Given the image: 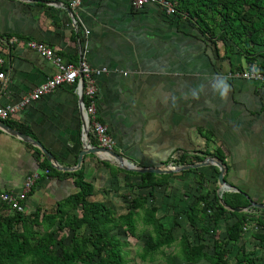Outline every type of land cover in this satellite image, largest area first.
<instances>
[{
    "label": "crops",
    "instance_id": "obj_1",
    "mask_svg": "<svg viewBox=\"0 0 264 264\" xmlns=\"http://www.w3.org/2000/svg\"><path fill=\"white\" fill-rule=\"evenodd\" d=\"M59 3L0 0V36L45 42L73 63L85 53L91 68L106 69L95 79L96 115L115 143L112 152L140 169L166 167L176 153L175 165L182 155L189 156L186 165L197 163L196 156L212 158L224 167L226 183L248 203L264 204L263 86L234 76L249 67L264 71V45L250 46L251 53L234 47L226 55L227 40L217 42L194 21L168 15L157 4L137 10L131 0H83L77 9L66 11ZM3 59L11 70L0 68L6 73L0 80L1 106L17 103L55 72L51 62L21 45ZM225 86L227 95L222 97ZM77 87L54 90L10 121L28 128V137L38 140L61 168L73 169L56 170L37 183L25 202V215L36 210L55 213L58 202L78 191L72 176L80 169L92 186L88 200L106 207L111 199L143 198L147 209H157V218L173 211L171 218L177 214L187 224L184 212L198 196H206L210 204L217 197L220 203L228 191L219 187L214 165L167 178L129 175L108 154H88L77 168L82 141L92 148ZM43 160L37 148L0 130V194L20 191L29 174L41 171ZM247 208L235 212L244 214Z\"/></svg>",
    "mask_w": 264,
    "mask_h": 264
},
{
    "label": "trees",
    "instance_id": "obj_2",
    "mask_svg": "<svg viewBox=\"0 0 264 264\" xmlns=\"http://www.w3.org/2000/svg\"><path fill=\"white\" fill-rule=\"evenodd\" d=\"M167 1L174 6L178 16H185L187 20L194 21L201 33L207 34L208 31L203 19L207 18L212 20V22L215 21L213 26L220 28L217 35L214 36L215 39L225 41L229 38L231 41V44L225 46L226 55H230L234 51V47L239 46L242 38L244 39V44L249 48L246 52L249 53L252 52L250 46L264 45V0ZM195 16L197 18L194 20ZM245 59L246 62H251L250 58L246 57ZM4 124L22 134L31 135L29 129L24 126L7 121ZM36 152L38 153L37 150ZM182 156L176 166L188 163L186 159L189 156ZM203 160L201 157H194L195 162ZM103 165L107 164L103 163ZM39 167L41 170L47 169L49 174L58 173L45 158ZM124 173L139 175L132 171ZM141 176L154 175L141 174ZM169 176L163 175L165 178ZM72 182L73 187L78 189V191L58 202L53 214H46L41 210H36L34 216L29 220V225H24L25 214L23 212L5 214L3 211L6 206L0 203V263L16 264L26 257H35L42 264H125V252L123 249L126 245L119 240L113 239L110 236V231L113 226L125 223L128 225L129 232H133L136 220L141 218L142 215L138 212H133L132 209L140 207V203L144 205L142 218L152 226V235L147 238L140 255L141 258L144 259L151 254L161 252L163 248L174 245L175 239L172 235V230L178 226L176 221L177 214H175L173 219L174 227L165 228L155 216L156 208L154 206L145 209V199L138 197L126 198V202H129L127 201L128 199L130 200L127 214L113 220V212L103 203H95L88 200L92 192V186L84 180V174L81 169L73 174ZM142 185L146 186V183H142ZM34 186L28 196L33 193ZM150 195L152 196V194ZM206 198V196H198L196 201L184 212V215L187 224L192 229H200L203 234L211 232L212 236H214L219 222L225 219L224 215L230 213L227 208L232 211L236 208H247L249 206L248 201L243 198L241 193H224L220 203L217 197H214V203L212 204ZM238 201H240L241 205L238 204ZM78 206L80 207L81 216L67 219L65 214H67L68 208L74 209ZM201 206L205 208L202 209ZM208 209L209 214H206ZM261 212L264 214L263 210ZM231 214V216L236 218V221L226 228V244L213 241L212 253L208 254L204 250L203 245L192 244L189 242L188 237L182 234L176 246L177 256L187 263H197L204 260L208 264H229L226 261L228 249L223 247L229 244H236L241 235L247 231V227H245L247 219L244 214L233 211ZM262 214L255 217L252 216L250 218L251 221L264 226V215ZM56 223L57 226H55ZM20 224H23L21 233L16 231V227ZM197 224H201V226L198 227ZM31 225L41 227L44 232L53 231L44 238L38 239L34 237ZM64 227H69L74 233L68 245H64L61 240L57 241L54 238L55 234L63 230ZM82 227L89 229L88 235L83 236L78 233ZM256 238L260 245L264 243V234H261V236L257 235ZM55 245L59 248L60 255L53 248ZM251 255L252 253L241 251V254L237 256L233 264H254ZM169 263L175 264L172 260Z\"/></svg>",
    "mask_w": 264,
    "mask_h": 264
},
{
    "label": "built area",
    "instance_id": "obj_3",
    "mask_svg": "<svg viewBox=\"0 0 264 264\" xmlns=\"http://www.w3.org/2000/svg\"><path fill=\"white\" fill-rule=\"evenodd\" d=\"M59 2L58 7L69 11L80 7L83 0H59ZM149 4L159 5L168 15H178L174 6L167 0H131L132 7L137 10L143 9ZM86 33L88 34V32ZM19 45L24 46L26 49L35 52L41 58L51 62L55 68V72L47 78L45 82L37 86L30 94L22 97L17 103L4 106L0 105V122H10L11 119L22 110L58 88L78 86V96L79 98L82 97L83 100L81 102L83 121L92 141L91 147L95 146L106 151H113L115 143L109 135L107 126L100 122L96 115L97 87L95 79L102 74H106V69L91 68L86 63L85 53H81L77 63H73L63 55L56 53L45 42L32 39L23 40L15 35L0 36V46L3 48L0 51V68L6 65L8 72L11 70L10 62L5 61L3 58L9 55L11 49ZM234 76L262 85V91L264 92V71L249 67L245 72L236 70ZM5 77L6 73L1 71L0 80H4ZM178 159V153L172 155L170 164L163 168L175 169L177 166L174 163ZM48 174L49 171L47 169L33 172L25 178L20 191H9L0 194V203L6 206L3 212L5 214L23 212L25 202L32 187L41 180L47 179L49 176ZM206 214H209V209L206 210Z\"/></svg>",
    "mask_w": 264,
    "mask_h": 264
},
{
    "label": "rangeland",
    "instance_id": "obj_4",
    "mask_svg": "<svg viewBox=\"0 0 264 264\" xmlns=\"http://www.w3.org/2000/svg\"><path fill=\"white\" fill-rule=\"evenodd\" d=\"M185 13V12H184ZM186 14V13H185ZM197 17H194V20ZM204 24L207 26L208 31L207 35L215 39L214 36L217 35L219 32V27L218 26H213L215 21L212 22V20L209 19H203ZM217 42H220L219 40H216ZM227 43L231 44V41L229 38H227ZM255 46V45H254ZM263 46V45H261ZM237 48L241 49L242 51H247L249 49L245 44H244V39L242 38L239 46ZM251 50V49H250ZM198 163V162H197ZM225 191H228L227 193H233V189L227 188L224 189ZM131 199V198H130ZM54 199H52V206H55L54 204ZM63 201V199L61 200ZM123 199H118L114 200L111 199L107 205V208H109L113 212V220L118 219L122 215L127 214V208L130 204V200ZM51 200L49 203H47L48 206H46V210H50L51 208ZM239 205H241L240 201H238ZM143 207L144 205L140 203V207L133 208V212H138L141 214V218H138L136 220V224L134 227L133 232H129L128 225L125 223H120L118 226H113L110 231V236H112L113 239L119 240L120 242H123L126 246L124 247V260L125 264H170V260H172L175 264H208L206 261L201 260L197 263H187L182 261L179 256H177V243L181 237L182 234L186 235L188 237L189 242H191L194 245H203L204 250L210 254L212 253L213 250V241H216L221 244H226L225 242L227 241L226 237V230L224 228H227L228 224L231 223L234 218L231 216L230 211L229 216H226L224 219L225 221H222V227H220L218 230L216 229L214 236H212L211 232L209 233H202L199 230H194L192 229L188 224L184 223V218L179 216L177 219L178 226L174 227L173 226V211H167L164 212L163 215L159 216V222L165 227H174L172 230V235L175 239L174 245L168 247V248H163L161 249V252H156L155 254H151L150 256H147L146 258H141L142 254V249L145 246V243L147 241V238L152 235V226L147 223L142 217H143ZM147 207L145 206V209ZM248 211L244 213V216L246 217L247 221L245 224V227H247V231H245L238 242L236 244H229L224 246L223 248L228 249V255L226 256V261L229 264H233L237 258L241 254V251L243 252H248L252 253L251 258L254 260V264H264V243L261 245L258 243V240L256 238L257 235L264 234V226L262 224H257L255 221H251L252 216H259L262 214L261 209H254L252 207L247 208ZM246 209V210H247ZM157 210V209H156ZM264 211V210H263ZM40 212V211H39ZM235 212V211H233ZM179 214L181 213L178 212ZM1 214V213H0ZM4 214V213H2ZM68 214V215H67ZM67 214H65L67 219H70L72 217H80L81 212H80V207L78 206L77 208H68ZM264 215V214H262ZM25 216V221L24 225H29V220L31 219L32 216H34L33 213H29ZM235 222V221H234ZM22 225L20 224L16 227V231L21 233L22 232ZM32 226V225H31ZM57 226V223L56 225ZM201 225H198L200 227ZM226 226V227H225ZM33 227V234L35 238L42 239L44 238L47 234L52 232L53 230H50L48 232H44L41 227L37 226H32ZM55 228V227H54ZM53 228V229H54ZM78 233L80 235L86 236L89 233V229L87 227H82ZM74 235L73 231L69 229V227H64L63 230L58 231L54 238L58 241L61 240V242L64 245H68L72 236ZM214 237V238H213ZM56 250V253L58 255L61 254L59 248L55 245L53 247ZM0 264H7V263H0ZM16 264H42L38 261L37 258L35 257H26L22 259L21 261L17 262ZM53 264V263H49Z\"/></svg>",
    "mask_w": 264,
    "mask_h": 264
},
{
    "label": "water",
    "instance_id": "obj_5",
    "mask_svg": "<svg viewBox=\"0 0 264 264\" xmlns=\"http://www.w3.org/2000/svg\"><path fill=\"white\" fill-rule=\"evenodd\" d=\"M79 100H80V102H82L83 101L82 97H80ZM0 130L2 132H5L8 135L14 137V138H17L18 140H20L26 144H29V145L37 148L41 152L42 156L46 159V161L49 162L51 164L52 168H54L55 170H59V171L61 170L64 172L70 171V170L73 171V169L61 168L57 164L54 156L38 140H33V139L29 138L28 136H26V135H24V134H22L16 130L11 129L9 126H7L6 124H4L2 122H0ZM87 145H88L87 143L82 141V150H81V152L78 153V156H77V165H76L77 168L79 167V165L83 159V156L88 155V154H96V156L98 155V157H100V154H103V155L108 154L111 158L116 160L117 166L119 168H121L122 170H125V171H132V172H135L138 174L168 175V174H172V173L187 171L190 169H197V168H201V167H205V166L214 165L219 170L218 175H217V182H218L219 187L222 188L223 190L227 189V188H231L234 191L241 193L239 190L229 186L226 183V181L224 179V175H225L224 167L212 158H206L201 162L194 163L191 165L182 166V167H177V168L172 169V170L171 169H164V168H160V169L143 168V169H140V168L134 167L131 164H128L121 157H119L116 153H114L112 151H106V150H104L102 148H98V147L89 148V147H87ZM241 194H243V193H241ZM249 205L254 209L264 210V204L256 203V202L250 200ZM228 210H230V209L228 208ZM233 211L239 212L241 210L233 209Z\"/></svg>",
    "mask_w": 264,
    "mask_h": 264
},
{
    "label": "clouds",
    "instance_id": "obj_6",
    "mask_svg": "<svg viewBox=\"0 0 264 264\" xmlns=\"http://www.w3.org/2000/svg\"><path fill=\"white\" fill-rule=\"evenodd\" d=\"M227 91H228L227 86H225L224 90L221 91L220 95H221L222 97H223V96H226V95H227ZM219 200H221V197H220ZM227 210H228V208H227ZM228 211H230V210H228Z\"/></svg>",
    "mask_w": 264,
    "mask_h": 264
}]
</instances>
